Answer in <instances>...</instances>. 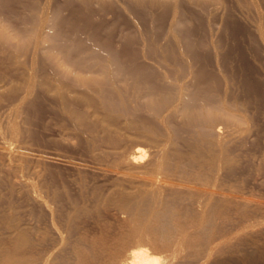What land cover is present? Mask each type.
<instances>
[{
	"label": "bare ground",
	"instance_id": "6f19581e",
	"mask_svg": "<svg viewBox=\"0 0 264 264\" xmlns=\"http://www.w3.org/2000/svg\"><path fill=\"white\" fill-rule=\"evenodd\" d=\"M78 1L84 11L63 1L61 4H53V0H44L43 3L37 0L0 1V12H12L21 17L16 25L0 21V62L26 67L28 72L19 84H13V79L9 80L11 76L5 78V75L3 77L0 74V90L7 89V97L13 104L14 118L11 116L13 119L7 121L8 127L13 126L12 131H15L17 139L18 115L22 112L25 115L26 110L33 112L37 109L35 87L48 88L64 103H67L65 101L69 94L80 91L78 98L73 101L76 105L97 107L109 127L122 126L125 132L136 134L145 143L152 145L150 148L153 152L149 151L147 155L142 145L137 143L130 152L116 155L119 156L118 159L115 157L118 163L111 160L113 165H109V170L116 171V175L118 171H121V175L124 172L120 178L124 180L126 177H123L127 176L131 185H134L133 181L137 182L134 191L132 186L130 188L133 193L123 192L119 196L116 193L118 197L115 195L118 207L126 217L122 225L111 235L103 234L91 242L84 239L85 235L80 234L81 237L74 231L81 210L62 214L61 211L71 203L65 202L69 198L64 200L57 186L51 182L52 179L41 185L43 192L40 194L26 181V184L20 182V185L28 187L23 192L35 208L30 212L31 220L39 232L30 228L39 237L35 234L38 238L35 237L33 241L34 234L30 239V235L20 230L13 221L14 224L9 228L13 238L9 246L0 251V264H263L260 258L262 255H259L262 252L258 253L255 247L258 244L245 242L264 231L263 205L239 197L238 192H234L235 188H224L223 175L231 169L234 157L229 155L228 140L215 127L220 123L229 131L231 128L229 135L240 134V131H244L245 119L236 114V104L229 106L224 101H216L212 89L202 92L198 89L207 79V67L213 62L212 54L216 63L219 62L216 43L210 42V51L207 43L203 44V41L196 39L193 30L187 28L183 17L176 18V0L171 2L174 11L167 2L169 0H129L122 6V13L157 10L160 13H154L159 22L171 8L173 13L169 14L164 33L159 34V27L157 30L151 29L150 33H146L140 26L136 27V33L128 30L122 33L121 41L124 44L121 51L115 49L114 38L101 42L97 39L99 34L92 33L90 45L86 44L90 47L81 49L83 40L78 43L60 39L65 36L64 31H73L80 26L81 22L75 18H83L84 23L89 24L94 14L91 10L94 3L99 7L100 14L105 10L113 11L118 3L117 0ZM234 1V15L248 25L250 29H247L264 44V0ZM14 2L20 4V13L12 10L11 3ZM221 8H218L221 11H218L220 17L217 15L220 20H216L219 24L227 15L225 8ZM65 10L70 11L67 17L63 16ZM101 28L95 26L94 29ZM95 30L94 33L97 32ZM203 46L208 50L199 52ZM38 60L51 65L54 75L52 80L42 77L38 84L35 68ZM74 110L68 109L66 115L71 121L83 124L84 114ZM94 126L92 124L91 129L88 127L90 132H93ZM181 132L189 133L192 139L188 146L189 153L184 152L188 153L185 156L179 151L181 148H178L179 145L183 146L179 144L183 135ZM95 138L92 135L90 141L94 142ZM183 138L184 143H181L186 146ZM106 161H103L105 165L110 163ZM127 172L136 174L137 178L132 180L135 176H128ZM103 173L102 176L105 175ZM59 218H65V235L73 231V236L78 234L76 239L69 241L72 234L63 237L61 231H58L62 226H58L62 223L61 219L57 221ZM40 225L43 227L41 232ZM49 237L60 243V252L58 249V253L55 252L56 246L51 244L53 242ZM58 244L57 247L60 246ZM65 245L68 251L63 253Z\"/></svg>",
	"mask_w": 264,
	"mask_h": 264
},
{
	"label": "rangeland",
	"instance_id": "374dc122",
	"mask_svg": "<svg viewBox=\"0 0 264 264\" xmlns=\"http://www.w3.org/2000/svg\"><path fill=\"white\" fill-rule=\"evenodd\" d=\"M37 1L39 3L44 2V0ZM61 1H63V3H70L71 7L83 10L82 5L80 4L81 2L78 0H53V4L58 2L61 4ZM117 1L116 4L118 3L117 5L119 7L115 6L116 11L115 9L113 11L105 10L102 11L101 14L99 13V7L94 3L93 5L95 7H93V5L91 6V10H93L94 14L90 19L89 24H85L86 22L84 23L85 20L83 21V18H81L82 20L75 18V20L81 22L79 24L80 26L76 28L77 30H73L74 32L66 29L63 34L66 37L63 36L60 39H64V41L69 40L68 42H80L83 40V42L81 41L82 43L80 42L81 49H86V44L88 43V45H90L92 36L99 34L97 39H100L101 42L108 41L110 37L114 38L113 42L115 43V49L117 51H121L124 44V41H121L122 33H126L128 30L136 33V27L139 28L140 26V28H144L143 30L147 31L146 33H150L151 29L157 30L159 27V34L161 33L162 35L167 28V19L174 11V6H172L173 1H167L169 2L168 4H171L170 6L173 8V11L171 12L170 8V11L165 13V16H163L165 18L159 22L156 21V13H154L157 12L159 14V11L155 10L152 12L147 9L149 11L146 10V12L141 10L140 12L138 11L139 13L137 12L135 14H129L126 11L125 13H122V6L127 4L129 0H121V2H119L120 0ZM176 1V4L178 3L177 6L175 5L177 7H175V9L178 10L174 11L177 13L176 18L178 16L181 18L183 17V19L187 22V28H190L189 30H193L196 34V39L203 41V44L207 43L209 46L208 49L211 48L209 44L213 41L220 50L219 51L217 49L220 54L219 62L216 63V59L214 60V56L212 54L213 58H211V61L213 62L207 67V79L199 85L198 89L201 92L212 89V91L214 90L215 92L216 101H224L225 104H230L229 106L236 104L237 109L239 110H237L236 114L244 117L245 119L246 124L244 123L245 126H243L244 131H242V133L240 131V134H234L236 135L235 137L233 134L229 135V133H231V128L229 131L220 123L215 125L216 129L219 130L228 140L229 143L227 144H229V146L227 145V148L230 153L229 155L232 158L234 157L233 164L236 163L235 165L232 164V170L230 169L231 171L228 170L226 174L223 175L226 177H223L222 179L224 188H230L231 190H234L235 188L236 191L234 192H238L239 197H245L246 199L249 198L250 200L252 199L257 201L261 203L264 208V44L255 38L256 35L254 33V35L252 34L248 25L244 22L243 24L234 15L233 10L234 6H236L234 0ZM214 1L219 2V4L217 2L214 4ZM220 5L225 8L227 15L223 17V22L220 21L219 24L216 20H220L217 15L219 14L218 16L220 17L221 11L218 8L223 9ZM11 8L14 12L20 13L22 11L20 4L17 2L11 3ZM105 9H108V7H105ZM215 9L218 10L214 11ZM97 12L99 13L98 15ZM214 12L216 16H214ZM9 13L0 12V21H7L11 25L18 24L21 19L20 15L18 17L17 14V16H15L12 12L10 15ZM69 13V10H65L63 16L67 17L69 16ZM225 17L227 18L225 19ZM95 26L104 27V30L102 28L101 30H95ZM94 30L97 32L94 33ZM118 41L121 42L118 43ZM88 47L90 46H87V48ZM208 49L203 46L198 51L205 52V50ZM209 50L211 51V49ZM38 61V65L35 66L38 84L41 80L40 78L42 77V79H48L49 81L52 80L54 75L53 71H51V65L43 62L42 60ZM5 64L0 62V74L2 73L3 77L5 75V78H9L11 76L9 80L11 81V79H13V84L16 82L17 84L21 83L23 76L28 73L26 67H15L10 66L7 63ZM79 92L77 93L78 95ZM35 94L38 96V103L36 102V104L39 105H36V111L33 110V112H30L26 110L24 112L25 115L23 112L20 114L21 117L23 115L22 119L19 115L17 118L18 120L16 119V122H18L17 139H19L17 140L15 131H12L13 126L11 128L10 126L8 127L9 119L13 117V104L11 105L10 99L7 97V89L6 91L0 90V251L3 247H8L12 241L11 238H13V233H11L9 228L14 224V222V225H18L20 230L25 231L28 236L30 235V239L34 234L33 241L39 237V234L35 232H39V230L33 226L34 221L31 220V213L35 208L26 198L24 193L28 187L20 185V182L25 184L27 182V184L33 186L40 194L43 192V190H41V185L44 184V182L49 183L52 179L51 182L57 186L59 191L62 193L64 200L66 197L69 198L70 201L65 200V202L71 203V207L67 203L65 204L68 206L64 208L65 211L62 209V214L63 212H67V215L72 213L74 210H81L82 214H80V216H78L79 219L77 218L78 220H76L77 224L75 225V228L77 229L74 228V231H76L75 233H78L79 235H85L84 239L87 238V242H91L93 239L95 240V238L97 239L100 236H103V234L111 235L110 233H114V231L122 225L125 221L124 218L126 217L122 214V211L118 207L119 203L115 199V195H122L123 192L126 194H131L130 192L133 193V188L135 187L134 185H136L137 182V180H135V182L133 181L134 185H131L132 182L129 180L130 178H127V176L123 177H126L124 180L120 178L124 172L121 175V171H118L117 175L120 176H117L114 174L117 173L116 171L113 172L112 170H109V165L113 163H111V160L118 163L119 161L117 162L115 157L118 159L119 156L116 155H120L122 152L124 153V151L125 153L130 152L131 149L137 145V143L142 145L141 148L147 152V155L149 154V151L153 152V149L150 148L152 145L145 143L142 139L136 136V134L133 135L125 132L122 126L119 125L116 127H109L108 121L105 122L103 120L104 115H102V112L97 107L86 108L82 107V105H76L73 102L78 98L76 93L69 94L68 100L65 101L67 103L60 101L52 91L48 90V88H41L40 86H37L35 87ZM68 109H75L77 112H82L85 119L84 123L81 124L74 120L71 121L72 119L70 120L66 115V111H68ZM23 119H26L25 122ZM176 122L178 123V121ZM92 124L95 126L93 127V132H90ZM88 127L91 128L89 129ZM26 130L29 133H26ZM106 132H109L111 135L108 136ZM181 133L183 134L182 137L184 136L183 139H185L186 146L182 144L184 141L181 137L180 140L182 143L179 140V144L183 145V148L179 147L180 145L178 148H181L179 151H182L181 153L185 156L189 153L188 149L190 150V148H188V146L192 139L189 138V133ZM92 135L96 137L94 142L90 141ZM227 135H229V137ZM149 148L152 151L149 150ZM9 153L11 154L9 155ZM11 155L13 159L15 158L14 160L12 158L10 159ZM97 159L99 161H97ZM100 160H107L110 163L105 165V162L102 161V163ZM98 165L101 166L99 167ZM103 166L106 169L104 168V170H102ZM37 171H39V173H37ZM104 171L108 173H103ZM102 173L103 175L105 174L104 176H107H102ZM108 174L111 175L108 176ZM130 174L131 173L127 172L128 176H130ZM132 176H135L132 180L137 178L136 174H131V177ZM130 188L133 191H130ZM64 194H66V196ZM82 215L83 217H81ZM60 217L62 218V216ZM61 220V224H58V222L55 224L56 228L57 224L58 226L62 225L60 227L63 229L59 227V230H57L59 232L61 231L60 233H62L64 237L69 235L70 232L65 235L66 231H64V229L66 230L65 226L67 225L65 224L66 222H64L65 218ZM40 226L42 227V225ZM30 227L35 230L33 231L34 233L31 232L32 229ZM41 227H38L40 232L41 229L43 231V227ZM35 234L38 235V237L35 236ZM70 234H72V236L69 235L71 239L68 238L69 236L67 237L69 241H73V239L77 238L78 234L73 236V231ZM50 239L53 242L51 244H53L54 247L56 246L54 249L55 252H60L62 249L60 243L56 242V240L53 241L52 238ZM247 239L249 238H246V240ZM245 242L258 244V246L256 244L254 245H256L255 247H257V250L259 251H257L258 253L262 252V254L259 255H262L260 258L261 262L264 264V231L259 233V235H256L254 239L249 241L247 240ZM56 243H59L58 246H60L57 247ZM244 246L245 245H243V247ZM64 250L65 251H63V253L68 251L67 245H65Z\"/></svg>",
	"mask_w": 264,
	"mask_h": 264
}]
</instances>
